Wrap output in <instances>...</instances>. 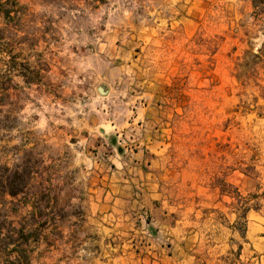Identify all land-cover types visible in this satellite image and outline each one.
I'll return each instance as SVG.
<instances>
[{"label": "rangeland", "instance_id": "rangeland-1", "mask_svg": "<svg viewBox=\"0 0 264 264\" xmlns=\"http://www.w3.org/2000/svg\"><path fill=\"white\" fill-rule=\"evenodd\" d=\"M149 82L155 197L89 198ZM5 167L27 182L0 187V240L23 229L30 264H264V0H0Z\"/></svg>", "mask_w": 264, "mask_h": 264}, {"label": "crops", "instance_id": "crops-1", "mask_svg": "<svg viewBox=\"0 0 264 264\" xmlns=\"http://www.w3.org/2000/svg\"><path fill=\"white\" fill-rule=\"evenodd\" d=\"M146 88L147 91L143 95L146 97L145 105L133 112L130 122L126 123L130 130L142 129L143 133L142 138L136 140L133 145L135 149H131L130 158L122 162V164L120 163L123 171L108 173V168L104 169L107 163L101 160L97 162L92 153H90L91 156L87 161L91 170L86 172L90 176L87 182L90 185L88 187L90 190L89 198L94 200H136L137 198L149 199L155 197V194L150 191L153 190L155 185L152 179H155L157 174L149 170L154 164L149 152H152L153 144L157 141V137L152 131L157 132L161 129L164 112L159 110L156 104V101L160 98L159 84L157 82H149ZM100 116L103 119V114ZM101 126H104L103 122ZM112 175H116V183L111 181ZM103 207V204L96 203L93 213L98 216L101 213L100 209ZM106 215H99V217Z\"/></svg>", "mask_w": 264, "mask_h": 264}, {"label": "trees", "instance_id": "trees-1", "mask_svg": "<svg viewBox=\"0 0 264 264\" xmlns=\"http://www.w3.org/2000/svg\"><path fill=\"white\" fill-rule=\"evenodd\" d=\"M7 173L5 182L0 181V187L4 188V193L14 197L18 193L22 192L26 187L27 181L19 182L17 179L21 178V174L17 169H9L5 167ZM9 227V234L4 236L0 240V254L4 255V259L1 264H30L29 259V247L27 243L29 238H19V235L23 233V229ZM2 227H0V235L2 233Z\"/></svg>", "mask_w": 264, "mask_h": 264}]
</instances>
